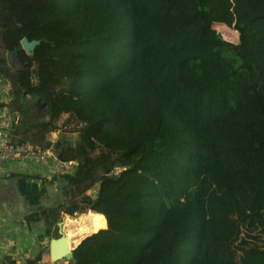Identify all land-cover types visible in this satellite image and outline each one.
<instances>
[{
    "label": "trees",
    "instance_id": "trees-1",
    "mask_svg": "<svg viewBox=\"0 0 264 264\" xmlns=\"http://www.w3.org/2000/svg\"><path fill=\"white\" fill-rule=\"evenodd\" d=\"M24 38L41 42L27 53ZM1 49H17L13 65L0 54L16 143L77 162L27 223L47 217L57 237L61 213L92 210L100 224L71 264H264V0H0ZM26 93L46 120L23 122ZM63 115L75 143L47 140Z\"/></svg>",
    "mask_w": 264,
    "mask_h": 264
},
{
    "label": "rangeland",
    "instance_id": "rangeland-1",
    "mask_svg": "<svg viewBox=\"0 0 264 264\" xmlns=\"http://www.w3.org/2000/svg\"><path fill=\"white\" fill-rule=\"evenodd\" d=\"M201 19H202V21H204L206 23L207 22L210 23L213 26V28H215L226 40H229L230 42L238 43V41H239L238 31L235 29L233 22L228 17L225 16L224 11L210 12L208 10H205L204 8H201ZM0 54L2 56H4V59L9 64L8 53H5V50L1 49ZM13 60H14V57H13ZM10 76L15 77V73L11 72ZM9 94L10 93L5 95V97H8ZM3 97H4V95H3ZM27 103L30 106V111L32 112V117H30L31 114L30 115L26 114V117L24 118L23 122L30 120L31 122L35 123V122H37V120H41V119L46 120L47 119V111L48 110H47V105L45 104L44 101L35 98L32 101H27ZM24 113H25V111H24ZM22 116L23 115L21 113V119H22ZM67 117H68V115H63L57 123V129L47 134V140L48 141L54 143V142L58 141L59 139H62L65 141H70L72 143L76 142V140L78 138L77 129L79 126L76 124V122L74 120H67L68 119ZM46 148L47 147H43V149L40 150V152H38L37 155H41L42 151L45 150ZM55 156H56V154H55ZM35 159L38 161V163L45 161L41 157H38V156ZM76 165H77V162H76ZM76 165L73 166L74 171L76 169ZM67 170L71 171V168L68 166L65 168V171H67ZM56 173H60V172L53 173V175H50V178H44V181L48 182V181H52V180L56 179V181L58 183L57 185L56 184L54 185L52 182H50V184L54 185V187L52 189V193L53 194L58 193V195L56 197L62 198V197H64V196H62V193L64 194L63 188L66 187V184L64 182H62V180L58 176L56 178H54V174H56ZM92 194L94 195L95 192H92ZM46 199H47L46 204H44L45 200H42L43 204H39V205L36 204V206L32 208V213H34V214L37 213L39 216H41L43 214L41 207H49L48 205H51L50 207H52L54 205L53 203L57 202V200L55 198L46 197ZM90 211H92V210H86L83 213H75L72 216L67 214V213H61L60 217L58 218V222L63 221V225H62V227L64 228L63 231H65L67 233L69 239L71 240L72 236H76L73 238V240H72L73 242L72 243L70 242L71 247L77 246V244L85 236L93 233L92 230L94 228V225H93L92 218L95 222V230H97L99 228L100 224L97 223V221H96V219H94V217L91 218V216L89 215ZM19 217H21L20 218L21 222L27 221L26 220L27 216H25V217L19 216ZM46 220H47V217L41 218L40 220H35V221L29 223L30 227L32 226L35 230H37L40 233L39 235H40V237H42V241L44 242L43 244L42 243L39 244V246H38L39 249L35 250V253H25L23 251H17V253L13 254L12 256H8V257L4 256L5 260L10 262L11 264H12V261H14L15 264H41V263H43V264H61V263L71 264L70 261H67L64 259L60 260L57 263L51 262L50 255H49L50 252L49 251L47 252V250H48L47 245H48V242H50V239L52 238V236L54 237L55 235H52V236L46 235L47 228H48V226L46 224ZM31 224H33V225H31ZM56 226H57V224L53 226L54 230H56L55 229ZM20 227L21 226L18 224V231H19ZM53 232L55 233V231H53ZM15 233H16V231H15ZM241 255L242 254L240 251H235V259L237 261L242 260V258H240ZM2 257L3 256L0 252V262L2 261ZM1 264H4V262L2 261Z\"/></svg>",
    "mask_w": 264,
    "mask_h": 264
},
{
    "label": "crops",
    "instance_id": "crops-1",
    "mask_svg": "<svg viewBox=\"0 0 264 264\" xmlns=\"http://www.w3.org/2000/svg\"><path fill=\"white\" fill-rule=\"evenodd\" d=\"M53 173H55V169L50 161L38 163L28 159L12 161L4 169H0V252L3 256L2 261L10 264L4 256H12L17 251L35 253V250L39 249V244L44 243L40 233L32 226L31 228L27 221L21 222L19 216L25 217L32 213L38 196H44L42 199L45 200L44 204L47 202L46 197L54 198L50 194L54 185L46 184L43 181L44 178H50ZM18 224L21 226L19 231ZM47 249V252H50L49 242Z\"/></svg>",
    "mask_w": 264,
    "mask_h": 264
},
{
    "label": "built area",
    "instance_id": "built-area-1",
    "mask_svg": "<svg viewBox=\"0 0 264 264\" xmlns=\"http://www.w3.org/2000/svg\"><path fill=\"white\" fill-rule=\"evenodd\" d=\"M4 92L10 93V89L8 88V85L6 86L3 83L2 79L0 78V169H4L8 163L15 160L28 159L31 160L32 162H38L35 159L38 156L45 161H50L54 166L55 172H60L56 174L64 175V174H70V172L73 173L74 172L73 166L76 165V161L67 162L60 160L58 158V155L55 153L56 154L55 156L54 152L49 147L43 150L41 155H37V153L40 152V150H42L43 147L34 146L30 143L27 144L16 143L15 133L17 126L19 124L20 114L18 111H14L9 105L10 100L12 99L11 94H9L8 97H5V95H7L8 93H4ZM35 98L36 97L31 95L30 93L25 94V99L27 101H32ZM68 166L71 168V171L68 170L65 171V168ZM62 229L64 228L62 227ZM74 237L76 236L71 237L70 240L71 243L73 242L72 240ZM49 248H50V242H49ZM4 264H9V263L4 262Z\"/></svg>",
    "mask_w": 264,
    "mask_h": 264
},
{
    "label": "water",
    "instance_id": "water-1",
    "mask_svg": "<svg viewBox=\"0 0 264 264\" xmlns=\"http://www.w3.org/2000/svg\"><path fill=\"white\" fill-rule=\"evenodd\" d=\"M40 42L41 41L38 39L29 40L28 38H24L21 41V45L24 51H26L27 53H31L35 49V47L40 44ZM16 54L17 49L8 52V60L10 65H13V57H15ZM62 225L63 221L57 223L58 236L52 237L50 239V260L52 263H57L63 259L70 262L75 261L73 251L76 246L74 248H72L71 246L69 247L68 235L65 233V231H63Z\"/></svg>",
    "mask_w": 264,
    "mask_h": 264
},
{
    "label": "bare ground",
    "instance_id": "bare-ground-1",
    "mask_svg": "<svg viewBox=\"0 0 264 264\" xmlns=\"http://www.w3.org/2000/svg\"><path fill=\"white\" fill-rule=\"evenodd\" d=\"M68 243H69V247H70L71 245H70V239H69V237H68Z\"/></svg>",
    "mask_w": 264,
    "mask_h": 264
},
{
    "label": "clouds",
    "instance_id": "clouds-1",
    "mask_svg": "<svg viewBox=\"0 0 264 264\" xmlns=\"http://www.w3.org/2000/svg\"><path fill=\"white\" fill-rule=\"evenodd\" d=\"M79 244V243H78Z\"/></svg>",
    "mask_w": 264,
    "mask_h": 264
}]
</instances>
